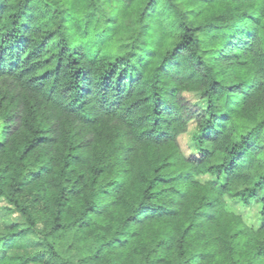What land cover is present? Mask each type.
I'll list each match as a JSON object with an SVG mask.
<instances>
[{"label":"clouds","instance_id":"obj_1","mask_svg":"<svg viewBox=\"0 0 264 264\" xmlns=\"http://www.w3.org/2000/svg\"><path fill=\"white\" fill-rule=\"evenodd\" d=\"M0 264H264V0H0Z\"/></svg>","mask_w":264,"mask_h":264}]
</instances>
